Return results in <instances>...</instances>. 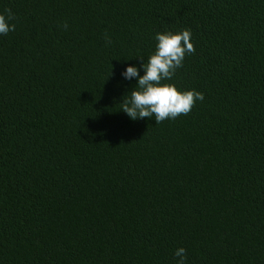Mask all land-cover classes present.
Instances as JSON below:
<instances>
[{"label":"trees","instance_id":"16d2710c","mask_svg":"<svg viewBox=\"0 0 264 264\" xmlns=\"http://www.w3.org/2000/svg\"><path fill=\"white\" fill-rule=\"evenodd\" d=\"M0 264H264V0H0ZM64 25H67L65 28ZM191 31L187 115L121 73ZM111 43L105 41V35Z\"/></svg>","mask_w":264,"mask_h":264},{"label":"clouds","instance_id":"9594fccd","mask_svg":"<svg viewBox=\"0 0 264 264\" xmlns=\"http://www.w3.org/2000/svg\"><path fill=\"white\" fill-rule=\"evenodd\" d=\"M6 14H0V35H7L15 30V25L9 21L15 19L11 9H5ZM66 28L67 25H64ZM191 31L183 29L179 32L166 30L155 34V51L143 60L141 67L143 75L135 66H128L121 75L131 80L137 79L136 86L122 98L121 111L132 120L153 118L156 124L167 119H175L187 115L197 100H203V94L195 90L179 91L174 84L162 83L171 80L176 69L182 67L185 55L195 52L191 43ZM106 43L111 39L105 35ZM174 256L177 264H185L186 250L176 249Z\"/></svg>","mask_w":264,"mask_h":264}]
</instances>
